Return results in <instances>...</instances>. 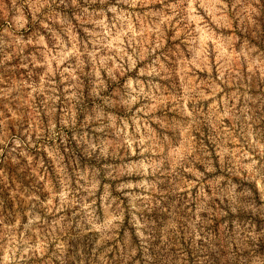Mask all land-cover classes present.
Here are the masks:
<instances>
[{"label":"rangeland","instance_id":"1","mask_svg":"<svg viewBox=\"0 0 264 264\" xmlns=\"http://www.w3.org/2000/svg\"><path fill=\"white\" fill-rule=\"evenodd\" d=\"M0 264H264V0H0Z\"/></svg>","mask_w":264,"mask_h":264}]
</instances>
